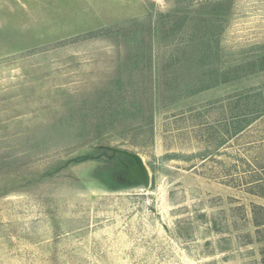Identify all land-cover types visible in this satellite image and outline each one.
<instances>
[{"label":"rangeland","instance_id":"obj_1","mask_svg":"<svg viewBox=\"0 0 264 264\" xmlns=\"http://www.w3.org/2000/svg\"><path fill=\"white\" fill-rule=\"evenodd\" d=\"M262 58L264 0H0V264H263L264 121L230 104L264 73L223 83Z\"/></svg>","mask_w":264,"mask_h":264},{"label":"trees","instance_id":"obj_2","mask_svg":"<svg viewBox=\"0 0 264 264\" xmlns=\"http://www.w3.org/2000/svg\"><path fill=\"white\" fill-rule=\"evenodd\" d=\"M198 57H200V54L181 58H179L177 55L171 56V58L167 62V66L171 70V77L169 83L170 86L174 87L175 83H179L180 75L182 74L178 72V70H180L179 68L185 65L183 64V62L186 61V64L189 67L195 68L196 64L199 61ZM204 60L207 59H204L202 57L200 61ZM259 72L264 73V58L259 61H250L243 64L235 65L225 70L224 75L226 79L223 81V83L237 82L243 78L252 77L258 74ZM212 74L216 75V70H213ZM157 88V82H149L148 76H145L143 80H141L137 85V92L142 93L141 99L146 102H150V99H152V97L154 96L155 89ZM114 121L115 120H113V122L111 121L110 123L100 122L99 124H97V136H95V139H99L116 129ZM259 121H264V85L234 93L231 97L230 104V124L232 126V136L234 137L243 134L248 129H250L254 125V123H257ZM111 123L114 124L111 125ZM100 152L107 153L105 150ZM89 157L90 156L79 158L78 161H85ZM109 158L112 159L113 155L111 154ZM125 159H127L128 163L132 161V159L128 157H126ZM113 176L114 181L117 183L121 182L123 183V185L127 186L132 185V182L126 179L127 173L125 167L120 168L118 171H116V174ZM261 187H263L262 189H264V183ZM262 193L264 195V190ZM261 225L262 224H257L258 227Z\"/></svg>","mask_w":264,"mask_h":264},{"label":"water","instance_id":"obj_3","mask_svg":"<svg viewBox=\"0 0 264 264\" xmlns=\"http://www.w3.org/2000/svg\"><path fill=\"white\" fill-rule=\"evenodd\" d=\"M126 155L132 158L136 164V167L131 171V176L129 177V181L140 182L145 186H149L150 176L148 173V169L144 164L142 158L136 154L127 153V152Z\"/></svg>","mask_w":264,"mask_h":264}]
</instances>
